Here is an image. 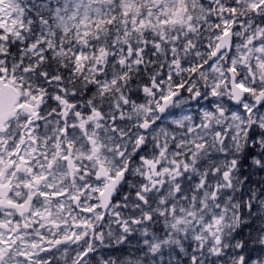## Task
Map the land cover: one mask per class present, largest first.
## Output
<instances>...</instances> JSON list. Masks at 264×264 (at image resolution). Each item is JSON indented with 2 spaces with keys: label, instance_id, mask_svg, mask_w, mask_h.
<instances>
[{
  "label": "snow or ice",
  "instance_id": "obj_1",
  "mask_svg": "<svg viewBox=\"0 0 264 264\" xmlns=\"http://www.w3.org/2000/svg\"><path fill=\"white\" fill-rule=\"evenodd\" d=\"M0 264H264V0H0Z\"/></svg>",
  "mask_w": 264,
  "mask_h": 264
}]
</instances>
